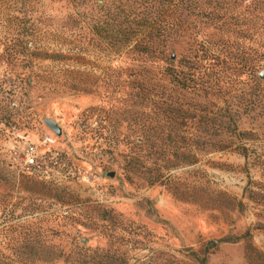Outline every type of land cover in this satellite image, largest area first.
<instances>
[{
    "label": "rangeland",
    "instance_id": "374dc122",
    "mask_svg": "<svg viewBox=\"0 0 264 264\" xmlns=\"http://www.w3.org/2000/svg\"><path fill=\"white\" fill-rule=\"evenodd\" d=\"M17 1L0 0V101L13 106L0 122V175H13L0 179V258L23 264L33 249L54 264H259L246 246L264 255V0L155 2L166 32L154 45L171 62L64 28L63 0L44 1L52 23L37 19L31 37ZM19 37L31 55L6 59ZM219 117L232 132L209 135ZM187 154L194 164L161 167L173 184L145 183ZM134 157L157 161L131 170Z\"/></svg>",
    "mask_w": 264,
    "mask_h": 264
},
{
    "label": "trees",
    "instance_id": "16d2710c",
    "mask_svg": "<svg viewBox=\"0 0 264 264\" xmlns=\"http://www.w3.org/2000/svg\"><path fill=\"white\" fill-rule=\"evenodd\" d=\"M45 0H18L17 2L21 4L18 8L19 11L23 12V17L19 21L21 28L32 29V33L27 34L31 37L34 36V30H36L40 21L46 22V24L51 25L52 17L45 14ZM61 1V0H60ZM65 2V7L68 11L63 21L62 26L68 27L71 31H81L87 30L95 37L99 42L105 43L111 50L115 52H124V55H144L153 59L167 60L170 58L166 57V51L164 49H158L154 45L157 39L163 36L166 32L161 24L158 23L157 15L153 11L155 2L161 5H173L179 3L182 0H63ZM17 3V4H18ZM28 14L31 15L28 19ZM159 17V16H158ZM29 23L27 26L26 24ZM45 24V25H46ZM23 38V37H21ZM27 41L15 38L13 42L9 43L4 49V56L6 59H25L31 53L27 48ZM49 56V55H48ZM165 72L174 78L179 79L178 83L182 88H187L185 82L184 73L177 72L173 67L166 66ZM13 106L7 104L4 100L0 101V122H10L12 117ZM224 117H219L218 121H213L208 123L207 130L209 135H221L228 132H232L231 123L223 119ZM142 143V142H141ZM210 148L215 146V148H222L223 145L218 143L214 145L209 144ZM190 149V148H188ZM151 160V159H150ZM153 163L157 161L152 160ZM164 164H160L159 167L154 168V170L147 171L142 178L145 180L147 185H153L155 183H162L164 179H168L169 183L173 184L174 179L179 177L165 174L162 172L161 167L170 169L172 167L180 165H192L196 162V158L193 155L187 154L180 158H172L162 160ZM152 163V164H153ZM129 168L132 170L135 167L145 166L150 167L151 161L149 158L140 157L132 158L128 161ZM163 169V168H162ZM4 178L11 179L13 175H7L3 177L0 175V179ZM224 196H227L225 193ZM230 199H235L231 198ZM11 228V227H9ZM8 229V228H6ZM248 234V233H247ZM30 235V233L28 234ZM246 235V234H245ZM28 240V239H27ZM27 247V244L24 243ZM27 259L23 264H34L35 259H38L41 264H54L59 256L52 253L50 250H45L41 254H37L31 251L26 253ZM262 253H259L251 244L246 246V257L250 260L251 258L261 257L262 261L259 264H264V257ZM0 264H11L10 262L0 258Z\"/></svg>",
    "mask_w": 264,
    "mask_h": 264
},
{
    "label": "water",
    "instance_id": "95a60500",
    "mask_svg": "<svg viewBox=\"0 0 264 264\" xmlns=\"http://www.w3.org/2000/svg\"><path fill=\"white\" fill-rule=\"evenodd\" d=\"M260 78H264V73H261ZM46 125L51 128L55 133H57L58 135L61 133V129L57 126V124L55 122H53L50 119H46L45 120Z\"/></svg>",
    "mask_w": 264,
    "mask_h": 264
},
{
    "label": "built area",
    "instance_id": "2783aa9c",
    "mask_svg": "<svg viewBox=\"0 0 264 264\" xmlns=\"http://www.w3.org/2000/svg\"><path fill=\"white\" fill-rule=\"evenodd\" d=\"M34 155H33V151H32V149H30V151H29V153H27V155H26V163L27 164H33V162H34Z\"/></svg>",
    "mask_w": 264,
    "mask_h": 264
}]
</instances>
